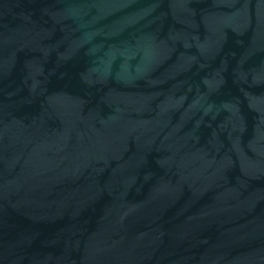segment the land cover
<instances>
[{
	"label": "water",
	"instance_id": "95a60500",
	"mask_svg": "<svg viewBox=\"0 0 264 264\" xmlns=\"http://www.w3.org/2000/svg\"><path fill=\"white\" fill-rule=\"evenodd\" d=\"M0 264H264V0H0Z\"/></svg>",
	"mask_w": 264,
	"mask_h": 264
}]
</instances>
